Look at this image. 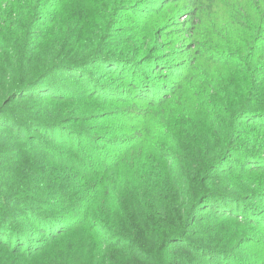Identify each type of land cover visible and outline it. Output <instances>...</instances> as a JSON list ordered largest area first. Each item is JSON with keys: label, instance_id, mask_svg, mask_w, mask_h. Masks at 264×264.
I'll return each instance as SVG.
<instances>
[{"label": "trees", "instance_id": "16d2710c", "mask_svg": "<svg viewBox=\"0 0 264 264\" xmlns=\"http://www.w3.org/2000/svg\"><path fill=\"white\" fill-rule=\"evenodd\" d=\"M169 1L163 0L164 3ZM89 2V7L83 10L88 28L78 26L84 21L70 17L65 21L70 35H67L65 43L59 44L58 28L62 27L66 18L61 19L57 11L52 17L43 16V9L49 7L48 2L0 0V125L10 130L0 138L15 140L10 145L16 151L11 159L15 162L24 161L22 157L27 159L24 163L31 172L29 175L38 177L35 180L42 184L46 183L39 188L42 196L38 194L29 198H24L16 190L12 192L0 187V264H172L166 256L168 245L184 243L190 227L195 223L194 211L210 198L213 193L210 187L221 180L216 176L238 175V172L240 175L264 173V153L258 152L260 148L255 151L249 145L239 144L240 137H236L239 120L264 130V83L261 86L263 81L259 80L260 75L256 72L259 67L264 69V42H261L264 0H220L218 3L223 5L218 9L210 6L207 20L210 26L207 29L204 27L203 31H207L216 47L222 49L218 58L210 52V63L241 70L239 79L243 82V94L239 92L235 99L234 95L229 96L231 101L227 109H217V105L221 104L216 99L210 102V119L207 132L201 138L202 149L188 163H183L190 176L183 170L186 168L182 169V173H176L177 170L171 168L167 153L158 156L159 164L169 170L167 173L140 172L139 179L135 176L134 157L145 150V144L151 145L149 138L155 135L151 126L141 127L140 134L143 136L139 141L129 140L128 145L123 140H109L111 142L106 144L112 147V152L108 148H99L98 143L104 140L80 132V125L86 129L96 121L99 124L94 127H100L116 112H108L103 117L87 115L63 119L44 118L21 110L19 106L27 101L39 99L45 102L88 103L93 99L108 102L118 101L129 87L139 89L142 86L144 92L148 91L149 86L139 82L140 72L134 67L142 59V52L135 54L132 48L129 51L127 45L130 42L123 38L108 42L112 30L105 27V21L111 18L112 10L117 9L120 0H95L94 6L92 0ZM192 3L197 8L200 0H193ZM159 6L151 9L142 23L149 22ZM193 37V41H189L194 47L193 52L198 53L202 61L208 60V54L201 53L204 45L202 35L200 38L193 33ZM71 40L74 46L70 44ZM67 41L68 46H64ZM159 46L156 44L149 48L156 51ZM195 56L191 58L194 62ZM187 57L183 55V59ZM150 59L153 60L150 64L160 69L163 60L154 55ZM99 63L121 65L120 70L115 69V64L106 69V75L113 74L116 80H127L120 94L109 81H101L96 86V79L90 77L88 67ZM169 67L179 72L177 66ZM61 69H70L72 75L67 73L68 83H73L76 78L81 80L77 89L62 86L64 82L57 76ZM189 74L187 70L183 79H189ZM151 85L155 87V82ZM79 88L84 90L79 91ZM172 92L175 98H179L183 96L184 87L177 86ZM159 93L166 96L165 90ZM92 94H96V98ZM139 96L134 98L152 108L166 99L153 101L154 97L147 93ZM190 102L193 100L190 99ZM126 109L129 107L123 110ZM213 115L216 118H212ZM141 116L139 119H145L147 123L152 114L142 111ZM220 116L227 125L217 118ZM136 119L138 115L132 117L128 114V122L132 125L136 126ZM21 121L33 128L31 133L26 132ZM165 139L177 140V136L170 134ZM165 139H161L163 145ZM240 157H245L246 165L250 166L237 172ZM258 160L262 164H258ZM254 164L258 166H252ZM118 176L123 177L122 183L125 182L126 186H120L116 180ZM172 178L179 181L170 182ZM150 179H161V182L145 183ZM258 193L259 196L251 201L245 198L247 204L242 202V209L255 215V221L248 219L247 223L261 228L264 225L260 224L264 220V198L260 201V197H264V192ZM195 194L199 196L196 198ZM107 196L114 201L104 204L103 199ZM211 196L222 204L224 198L239 200V197H244L232 192ZM229 199L232 209L228 205L223 210L216 209L212 203L210 208L220 214L234 216L233 225L240 227L243 225L240 220L244 219H238V214L242 209L234 208ZM9 201L20 208L27 207L28 203L33 206L28 207L30 209L26 213L15 212ZM105 207L112 212L115 207L117 210L109 220L95 215L99 208L103 210ZM18 218L25 222L16 220ZM89 220L93 221L92 225L87 224ZM208 247L204 246L201 250L210 251L208 255L213 259L216 251ZM261 251L263 254L264 245Z\"/></svg>", "mask_w": 264, "mask_h": 264}, {"label": "rangeland", "instance_id": "374dc122", "mask_svg": "<svg viewBox=\"0 0 264 264\" xmlns=\"http://www.w3.org/2000/svg\"><path fill=\"white\" fill-rule=\"evenodd\" d=\"M45 1L48 2L47 6H49V9H43V13L45 14L43 16L52 17L53 13L57 11L61 19L66 18L61 24L62 27L58 28L57 34L59 37V44L65 43L67 35H70L68 34V32H70L69 25L65 22L70 17L84 21V23L78 26L88 28V21H85L83 18V10L89 7V0ZM92 1V6H94L95 0ZM192 1L193 0H171L164 3L163 0H120L117 9L114 11L112 10L111 18L105 21V27L111 28L112 30V37H110L108 42H113L117 38H123L130 42L127 45L129 51L130 48H132L135 54L142 52V59L137 61L134 67L139 69L141 76L139 82L149 86L147 92H144L145 89L142 86H140L139 89L136 87H129L128 91L124 92L122 86L127 80L123 78L116 80L113 74L106 75L108 72L106 69L110 64H115V69L118 70L121 69V65L110 63L106 66L99 63L91 64L88 67L90 77L96 79V86L100 84L101 81H109V83L114 85V89L118 94L123 91L118 101L98 102L93 99L91 102L83 103L82 101L45 102L39 99L27 101L25 105H21L19 108L21 110H27L31 114H39V116L44 118L63 119L71 116L80 117L87 115L103 117L104 114L108 112H116L107 118L108 121H103L100 127H94L95 124H99L95 123L96 121L92 122V125L86 129L80 125V132L104 140V142L98 143L99 148L102 150H107L108 148L110 150L109 152H112L110 149L112 147L106 144L111 142L109 140L113 139L115 142L123 140L124 143L128 145L129 140L134 139L133 142L139 141L143 136L140 134L141 130L151 126L155 133L154 136H150L149 138L151 145L148 143L145 144V150L134 157L133 163L135 168H137L134 169L135 176L138 178L140 172L143 174L155 175L161 174L159 171L167 173L169 170L166 169V166L164 165V167H162L159 164L158 156H163L164 153H167V156L170 157L168 160L171 162V168L177 170L176 173L178 174L182 173V169L186 168V165H183V163H188L202 149L201 138L207 132L206 126L210 119V102L216 99L221 104V106L217 105V109H221L220 107L227 109L231 101L229 96L234 95L235 99V97L239 95V92L243 94V88L241 87L243 86V82L239 79L241 78V70L239 72L232 69V67L222 68L210 63V52L216 55L214 56L215 58H218V52L222 49L216 47L212 37L207 35L208 32L203 31V28L210 26V22L207 23L208 16H210V6L211 8L215 6V8L218 9L223 3L219 4L218 2L220 0H200L196 8V5L193 4ZM157 6H159V8L156 9L154 17H152L149 22L142 23L146 14L148 12L150 13L151 9ZM162 8L163 10H161ZM262 22L261 42H264V17ZM65 23L67 24L66 27ZM98 25L99 27L103 26L100 24ZM72 26L73 25H71V27ZM193 33L200 38L202 35L201 41L204 42L203 47L205 48L202 47L201 53L208 54V60L202 61L203 59H200L198 53L193 52L194 47L191 45L192 43H190L194 39ZM206 35L208 37H206ZM68 42L69 41H67L64 46H68ZM70 44L74 46V41L71 40ZM156 44L160 45L159 48L156 51L150 50L149 47H152V45L155 46ZM43 50L41 51V55L44 58ZM45 54L49 55L48 52H45ZM194 54H196L195 62L191 59ZM153 55L163 60V63H161L162 65L159 66L160 69L150 64L151 61L153 62V60L150 59ZM183 55L188 57L183 59ZM141 62H144L142 63V68ZM169 66H177L176 69H178L179 72L176 73L170 70ZM190 68H193V70L191 71ZM69 70L70 69H61L57 72V76L62 80V83L64 82L62 86L69 85L71 88L77 89L81 80L76 78L73 83H68L67 79H69V76H67V73L72 75ZM133 70L137 72L135 68H133ZM187 70L188 72L190 71L189 76L191 77L184 80L183 78ZM256 72L259 73V80L263 81L261 82V86H263L264 69L259 67ZM135 74H138V72ZM135 74L132 72L133 76ZM153 82H155V87H151ZM177 86L184 87L183 96L181 95L179 98H175L174 92H172L177 89ZM78 90L83 91L84 89L79 88ZM164 90L166 96L159 93ZM145 93L149 94L151 97L153 96V101L158 98L166 99L164 102L152 108L149 107L146 102H138L134 98L135 96L140 97L139 94L143 95ZM31 94H33V92ZM92 95L96 98V94ZM98 97L102 98L100 95H98ZM186 99L188 100L186 101ZM190 99L193 100L194 103L190 102ZM237 102H239V100H237ZM126 107H129V109L123 110ZM142 111H149L152 114L151 118L147 119V123L145 119H139L142 117ZM128 114L132 117L138 115V119L135 121L136 126L128 122ZM211 117L216 118L215 115ZM217 118L220 119L221 122H224V125H227L223 117L220 116ZM262 120L264 122V117H262ZM21 122L25 125L26 132L28 134L31 133L33 128L28 127L23 121ZM4 123L5 121L3 120L2 124ZM236 130V137H240L238 141L239 144L249 145L255 148V151H258L260 148L258 152L264 153V130L258 129V126L253 123H248L247 121L242 122L241 120H239ZM9 131L7 127L0 125V136H4V134H7ZM170 134L176 135L177 140L165 139ZM161 139L166 140L164 145ZM15 142V140L10 141L0 138V187L3 188V190L12 192L16 190V192L25 196L24 198L33 197L32 195L38 194L42 196V193L40 194L39 192V188L46 183L42 184L35 180L38 177L29 175L31 172L24 163L27 159L22 157L24 160L22 162H15L11 159L16 151L15 148L10 147V145ZM246 160L245 157H240V166H236L237 172L249 168L250 165H246ZM256 162L262 164L260 160ZM252 166L258 165L254 164ZM187 169L188 168L183 170L190 176ZM135 176L133 177L135 178ZM216 177L224 180V182L219 180L216 186L210 187L213 191L211 195L217 193L230 194V192H232L237 195H244V197H239L240 201L224 198L222 204L221 201L214 200V196L210 195V198L203 201L194 211L193 221H195V223L190 227V232L186 236L184 243L180 244V242H177L168 245L169 249L166 250L167 258H169L172 264H247L245 261L250 264H263L264 253L262 254L261 247L264 245V220L260 222V224L263 225L261 228L247 223L248 219L255 221V219H253L255 215H253L251 211L245 212L246 209H242L244 206L242 202L247 204L245 198H247L246 201H251L250 199L259 196L258 192H264V173L258 172L240 175L238 172V175L220 174ZM116 180L120 183V186H126L125 182L122 183V176H118ZM169 181H179V179L172 178ZM151 182L158 184L161 182V179H150L145 181V183ZM46 194H49V192H46ZM195 195L196 198L199 196L197 194ZM122 196L123 195H121V197ZM263 198L264 197H260V201ZM227 199L232 201L231 203L234 208L237 207L242 209L238 214L240 215L238 219H244L240 220L243 224L240 225V227L233 225V221H235L234 216L230 217L229 214L223 215L210 208L211 203L214 205L212 207L216 209L223 210L222 208L227 205L231 208ZM113 201L114 199L110 198V196L103 199L104 204H109ZM9 202L10 207H12L15 212L26 213L30 209L28 207L33 206L32 203H28L27 207L20 208L18 204H12L11 201ZM26 202L29 201L26 200ZM116 211V207L113 212L112 209L109 210L108 207H105L103 210L99 208L95 212V215H100L102 219L109 220ZM13 218H11V220H13ZM16 220L25 222L22 218ZM91 221L92 220H89L87 224L92 225L93 221ZM204 246H209L210 250L215 249V251L218 252L216 253L214 251L213 259L208 255L210 251L205 252L204 249L201 250Z\"/></svg>", "mask_w": 264, "mask_h": 264}]
</instances>
